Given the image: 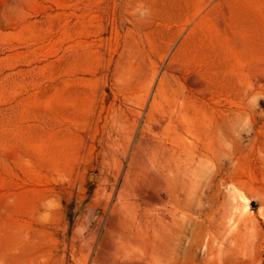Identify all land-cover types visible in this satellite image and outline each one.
Wrapping results in <instances>:
<instances>
[{"label":"rangeland","instance_id":"rangeland-1","mask_svg":"<svg viewBox=\"0 0 264 264\" xmlns=\"http://www.w3.org/2000/svg\"><path fill=\"white\" fill-rule=\"evenodd\" d=\"M0 264H264V0H0Z\"/></svg>","mask_w":264,"mask_h":264},{"label":"water","instance_id":"water-1","mask_svg":"<svg viewBox=\"0 0 264 264\" xmlns=\"http://www.w3.org/2000/svg\"><path fill=\"white\" fill-rule=\"evenodd\" d=\"M93 177H91L90 179H92Z\"/></svg>","mask_w":264,"mask_h":264}]
</instances>
